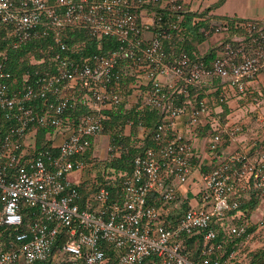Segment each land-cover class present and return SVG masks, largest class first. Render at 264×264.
Returning a JSON list of instances; mask_svg holds the SVG:
<instances>
[{
    "label": "built area",
    "instance_id": "2783aa9c",
    "mask_svg": "<svg viewBox=\"0 0 264 264\" xmlns=\"http://www.w3.org/2000/svg\"><path fill=\"white\" fill-rule=\"evenodd\" d=\"M186 3L0 0V28L6 27L15 47L52 40L47 58L33 59L38 64L48 60L49 67L36 70L34 76L26 72L20 86L6 68V55L0 53V121L4 117L9 122L0 128V227L17 231L10 235L9 246L0 249V264H230L237 258L239 249L225 257L219 254L223 244L214 243L213 223L238 209L242 195L255 191L264 196V141L228 151L225 142L235 139L244 126L230 122V115L223 123L220 114L222 104L245 97L264 70V21L247 23L250 35L259 32L248 48L242 37L233 36L221 43L211 63L193 60L165 48L189 13ZM68 28L113 37L119 45L107 54L79 60L67 52ZM224 31L225 26H217L213 34ZM128 76L134 77L127 86L129 93L123 89ZM216 80L219 105L213 115L209 99H194L189 87ZM41 99L46 101L44 111L33 104ZM126 101L128 106L139 103L164 115L153 130L157 146L135 156L130 173L106 175V182L83 202L69 175L91 166L81 156L104 134V113ZM79 107L86 112H76ZM206 124L212 129L202 137L208 159L204 162L193 137L196 127ZM41 128H52L46 139L58 149L56 154L36 150L35 136ZM145 133L142 128L139 139ZM108 150L109 156L115 155L117 147L110 143ZM193 156L211 169L196 168ZM195 171V184L186 192H201L202 200L169 227L164 208L181 194ZM154 193L163 205L148 204ZM177 207L174 204V211ZM257 224L256 232L264 228V210ZM249 227L246 220L228 230L250 239L254 233H248ZM202 231L206 242L192 259L184 240Z\"/></svg>",
    "mask_w": 264,
    "mask_h": 264
},
{
    "label": "trees",
    "instance_id": "16d2710c",
    "mask_svg": "<svg viewBox=\"0 0 264 264\" xmlns=\"http://www.w3.org/2000/svg\"><path fill=\"white\" fill-rule=\"evenodd\" d=\"M187 6L188 3H186V7ZM194 15L195 14L193 13H187L185 20L181 24L180 30L174 32L172 44L169 45L168 42H166L167 45H165V48L166 50L174 51L177 54H188L193 60L204 59L207 63H211V61L217 56L218 51L212 50L208 53L201 54L198 50V45L213 35L216 27H205L204 23H202V19H195ZM248 22L249 21L243 22L230 19L228 25H225V30L227 31V37L225 41L233 40L232 38L234 35L244 36L243 44L246 48H248L255 41V37L259 35L258 31H256L253 35L249 34L247 29ZM256 22L258 25L262 24V21H255V23ZM5 28L6 27L4 26L0 28V53H4L6 55V68L12 73L13 77L18 79V86H20L23 75L26 72H30L32 76H34V72L36 70L43 72L45 68L49 67L50 61L47 60L44 63L38 64L33 62V59H41L43 57L47 58L49 55L48 44L52 43V40L50 38L39 39L15 47L11 40L6 36ZM207 30L210 31L209 35H206ZM65 40L68 46L67 52L71 56L79 58V60H82L85 56L107 54L110 50L116 49L119 45L117 40L113 37L104 36L98 38L89 36L83 29L81 30L77 28H68L65 31ZM221 48L222 45H220V49ZM132 79H134L133 76H128L123 79V89L128 90V93L130 88L127 86L132 81ZM219 86L220 83L218 80H216L212 85H206L202 87L190 86L189 90L191 91V96L194 99L208 98L210 105L213 107L212 114L216 115L215 109L219 105L217 92ZM246 96L251 98L255 97L250 91ZM181 97L183 98V95ZM230 101L231 100H228L222 104V112L220 115L221 121L223 123L227 122V116L231 111ZM33 104L34 106H37L40 111L46 110V101L43 99L34 101ZM138 104L134 106H128L127 103H124L104 113L105 131L113 133L111 144H114L117 147V150L115 155L109 156L105 161L104 169L99 173L97 179L98 183L92 182V184H85L82 187L78 186L83 195V202L90 198L101 184L106 182V175H114L120 172L130 173L133 167V160L135 156L142 153L148 147L157 146V143L153 137V130L156 128V125L164 119V115L158 109L141 107ZM77 111H79L80 114H83L86 112V108L79 107L76 112ZM8 124L9 122L3 117L0 121V128H5L4 126ZM126 125H129L133 129L129 134L124 133V128ZM142 128L146 129V133L145 137L139 140L137 137L139 131ZM210 129H212L210 124L199 125L196 127V131L201 137L207 135ZM49 130L52 131V128H41L38 130L35 136L36 150L40 151L49 149L56 154L58 149L53 148L51 140L46 139V134ZM93 147L94 145H92L81 157H84L87 160H93L95 158L93 157ZM192 162L196 168L201 167V169L205 170L207 168L211 169V167H207L205 164L199 166L200 160L197 156L192 157ZM119 181L120 179L116 182L119 183ZM116 189L119 188L117 187ZM116 189L113 190V194L116 193ZM154 195L155 197H151L148 204L158 207L163 205V199H157L159 196L157 193H154ZM194 198H198V201H201L202 193H196L192 189H189L186 197L178 195L176 199L172 200V204H179V206L174 211V218L171 216L167 217L166 215L164 217V223L169 227L176 225L177 219L192 206L191 201ZM240 199L241 205L238 209L229 210L226 212L225 219L214 221L213 227L217 232L214 243L223 244V249L219 251V254L224 255L223 257H225L231 250L239 249L243 242L246 243L245 241L254 239L258 242H262V244L258 247L256 246L254 250L248 249V252H245L246 254H250V257L247 262L241 264H264V228L256 232L258 224L257 222L253 221V211L259 209V205L264 202V196L252 191L249 195H242ZM246 220H250L248 233H254L252 238L248 239L246 234L236 236L229 232V225H240L245 223ZM16 233L17 231L14 229L12 230L11 228L0 227V249L7 248L9 246L8 241L10 240V237L12 234L14 236ZM205 242L206 241L204 239L203 231L186 237L184 240V250L190 253L192 259H195L201 253ZM238 256L230 264H238L240 260Z\"/></svg>",
    "mask_w": 264,
    "mask_h": 264
},
{
    "label": "crops",
    "instance_id": "0c3cea01",
    "mask_svg": "<svg viewBox=\"0 0 264 264\" xmlns=\"http://www.w3.org/2000/svg\"><path fill=\"white\" fill-rule=\"evenodd\" d=\"M192 2H188V10L189 13L195 14V19H202V23L204 26H225L228 25L230 19L236 21H264V0H191ZM199 21V20H198ZM242 37L244 42V36L234 35V37ZM227 31L225 33H215L211 35L208 39L198 45V50L201 54L208 53L212 50H217L219 52L220 45L222 42L226 40ZM259 87L264 88V70L258 75V77L253 81L252 86L250 88V92L253 96H255V101H258L261 92L256 89ZM246 97V96H245ZM243 97V98H245ZM242 98V99H243ZM237 98H234V101H230V107H235L234 103L239 102ZM233 104V106H232ZM257 120L253 122L247 121V125L244 127V130L247 131L249 124L252 125V128H257L259 125L264 123V105L260 106L259 109H256V114L254 115ZM242 124V123H240ZM255 124V125H254ZM179 128L184 130L185 124L184 122L179 123ZM246 128V129H245ZM241 132L239 133L235 139L228 140L225 142V148L229 151L234 150L233 147H238L237 149L244 148H252L254 145L260 143L261 141L258 138H254L252 136H248L247 133ZM140 133V131H139ZM138 133V135H139ZM201 136L198 135V132L195 137H193V144L195 146V150L200 152L202 155V159L204 162L208 160L205 159V150L204 142H194L195 138ZM59 137H57L58 139ZM139 139V137H137ZM32 139V137H30ZM141 140V139H139ZM97 141V140H96ZM95 141V143H96ZM95 145V144H94ZM236 149V148H235ZM110 155V154H109ZM93 157H95L93 153ZM91 164L90 167L83 169L81 171H74L69 175L71 181L76 183L78 186H83L85 184H92V182L97 181L99 173L104 169V163L100 162V159L95 157L93 160H88ZM202 165L201 161L199 162ZM102 165V167H101ZM190 185V184H189ZM184 188V187H182ZM181 189L183 197L187 195L186 192ZM179 206V204H177ZM165 211L167 217L171 216L174 218V204H168L165 206Z\"/></svg>",
    "mask_w": 264,
    "mask_h": 264
},
{
    "label": "rangeland",
    "instance_id": "374dc122",
    "mask_svg": "<svg viewBox=\"0 0 264 264\" xmlns=\"http://www.w3.org/2000/svg\"><path fill=\"white\" fill-rule=\"evenodd\" d=\"M186 2H192L191 0H186ZM225 33V31H224ZM212 87V86H210ZM258 90H260L259 92H261L262 94H260V97L258 98V101L256 102L255 97L251 98L249 96H246L243 99L238 100L239 102H235L234 105L235 107H231V111L229 113V121L230 122H238V123H242V125L245 127L247 125V121L249 122H253L256 119V117L254 116L256 114V109H259L260 106L264 105V88L263 87H259L256 88ZM255 99V100H254ZM133 99L130 98V101H132ZM231 101H234V98L230 99ZM126 103H128V101H126ZM233 106V104H232ZM255 125V124H254ZM117 128V127H116ZM120 129V127H119ZM246 129V128H245ZM133 129L128 125H126V127L124 128V133L128 134L130 133V131H132ZM246 130H244L243 132H245ZM248 136H252L254 138H258L260 140H264V123L262 125H259L257 128H252V125L249 124V127L246 131ZM112 132L109 131H105L104 134H102L96 141L95 145H94V155L95 157H97V159H100V162H105L107 160V158L109 157V150L108 147L111 143V138H112ZM238 137V136H237ZM60 139V138H59ZM59 141V140H58ZM205 142L203 138L199 137L195 138L194 142ZM134 142V141H133ZM139 144V143H138ZM235 148L237 149L238 147H233V149L235 150ZM206 149V145L204 146L203 150ZM195 178H197V172L195 171L193 177H191L190 181L188 183H186L184 186V188H182V191L185 188H188L189 186H192L195 184L194 180ZM191 183V184H190ZM190 184V185H189ZM193 189H196V186L192 187ZM197 193V192H196ZM180 196L183 197V194L181 192ZM191 203L194 206H197L199 204L198 198H194L192 199ZM259 209H256L255 211H253V221L257 222L258 219L261 217L262 212L264 210V202H262L259 207ZM1 242V239H0ZM246 243H242L241 247L239 248V262L238 264L247 262L249 260L250 254H246L245 252H248V249H253L259 245L262 244V242H258L256 240H252L250 239L249 241H245ZM246 244V246H245Z\"/></svg>",
    "mask_w": 264,
    "mask_h": 264
}]
</instances>
